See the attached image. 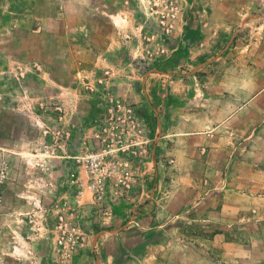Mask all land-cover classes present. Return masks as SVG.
<instances>
[{"label": "crops", "instance_id": "obj_1", "mask_svg": "<svg viewBox=\"0 0 264 264\" xmlns=\"http://www.w3.org/2000/svg\"><path fill=\"white\" fill-rule=\"evenodd\" d=\"M53 2L57 3L54 14L46 18H85L82 6L92 2L99 6L90 13L115 25L109 33L127 34L130 29L123 23L133 14L120 10L117 4L135 0ZM7 18L4 15L3 19ZM41 29L33 33L80 36L91 33L84 23L73 28L64 25L61 30ZM202 31L195 23L181 28L174 45L181 53L179 59L163 60L138 70L127 60L123 65L127 71L121 74L108 70L118 63L115 58L84 40L82 48L92 57L78 62L77 66L100 73L94 80L95 101L90 110L77 109L78 105L69 108L64 97L67 91L60 80L48 71L47 78L37 74L38 81L46 79L52 85L51 97L67 106L61 121L71 124L67 126L71 127L70 137L76 132L82 136L81 132L94 130L104 109V94L109 90L135 104L156 144L150 147L153 149L155 145L154 151H148L142 190L136 188L133 195L140 204L137 226H125V211L121 207L107 226L99 227L95 221L85 220L90 231L88 249L79 252L72 263L60 261L55 232L49 230L54 216L46 218L42 225L40 219L31 215L40 193L34 189L25 193L16 191L14 202L0 209V264H184V261L197 264L201 250L213 260L216 242L230 244L225 233L230 227L240 229L238 242L254 243L255 264H264V43L250 42L241 49L240 35L234 45L222 40L226 35L219 28L208 33L210 41H205ZM259 31L262 30L256 27L252 33L256 35ZM50 46L47 44L48 54H51ZM52 61L63 60L36 62L50 69ZM204 65L206 70L202 73L199 69ZM74 95L80 100L91 97L87 91ZM96 100L100 101L97 106L101 109L95 108ZM87 115L91 119H86ZM0 149L6 148L0 144ZM67 159L61 154L60 158H46L45 167L51 161L57 163L56 168H51L50 176L58 177L62 173L61 179L58 178L61 186L50 188L48 200L52 204L49 205L73 198L74 186L66 182L68 171L62 165ZM48 174L44 179L50 180ZM152 183L157 188L153 197ZM22 198L25 201H20ZM89 211V206L80 208L84 218L90 216ZM26 212L29 216L24 215ZM220 229L222 235L218 233ZM247 230L254 235H248ZM239 257L244 258V254L240 253Z\"/></svg>", "mask_w": 264, "mask_h": 264}, {"label": "rangeland", "instance_id": "obj_2", "mask_svg": "<svg viewBox=\"0 0 264 264\" xmlns=\"http://www.w3.org/2000/svg\"><path fill=\"white\" fill-rule=\"evenodd\" d=\"M56 6L57 3L53 0H0V108H3L0 111V144L6 148L0 149V209L4 204L14 202L16 191L25 193L29 192L26 191L28 189L38 190L41 198L35 202L37 216H34L35 212L31 215L34 219H40L42 225L46 223L43 212L47 209L51 213L52 205L49 204L52 203L48 200L50 188L60 187L59 180L62 177V173L58 177L50 176L51 168L57 163L51 161V164L45 167L46 158H60V154L68 156L65 157L68 161L62 165H65V172L70 173L76 165L69 158L92 149L95 139L94 130L83 131L82 136L76 132L70 137L71 127H68V139L71 141L67 139L62 142L57 148L59 152L43 150L42 144L47 139L43 127L57 118L63 126L71 124L61 121L67 106L51 97V92L54 93L52 85L46 79L44 82L38 81L37 74L47 78L49 72L52 77L60 80L67 91V96L64 97L67 98L69 108L78 105L77 109L90 110L95 101L92 97L96 93L94 80L100 73L94 69H82L77 66L78 62L92 57L82 48L84 40L92 47L104 49L110 58L118 61L115 67H108V70L116 71L117 74L127 71L123 66L127 60L138 70L148 69L158 62L163 63V60L179 59L181 53L174 49L175 40L180 37L181 28L190 23H195L203 29L201 36L205 41H210L208 33L213 28H219L226 35L222 38L224 42L230 41L235 45L240 35L241 49L250 42L264 43V0H135L129 4H117L120 10L133 14V17L125 19L123 23L130 29L127 34L109 33L115 25L107 23L106 18L98 14L90 13L93 7L99 6L96 3L83 4L81 12L84 10L83 13H86L87 17L82 19L46 18L54 14ZM61 6L63 7V4ZM110 6L114 7L115 4ZM101 8L107 9L106 6ZM6 14L8 18L5 20L3 17ZM79 23L86 24L91 33L87 36L76 33H33V30L39 28L46 32L48 29L61 30L64 25L77 27ZM256 27L262 31L255 35L252 31ZM47 44H51V54L47 52ZM225 54L226 52L221 55ZM55 58L63 61H52L50 69L40 67L36 62ZM199 70L205 73L206 65ZM103 74L109 75L105 72ZM79 91H87L91 97L88 100L77 99L74 94ZM99 102L95 103V108H99ZM53 116L56 119L52 120ZM85 118L91 119L90 115ZM48 166L50 167L47 168ZM77 170H80V177L85 179L83 169ZM47 173L50 180L44 179ZM52 183L56 184V187ZM70 185L73 186L71 183ZM20 201H25V198ZM26 214L28 213H24ZM26 221L28 223V217ZM218 233L222 235V229ZM225 233L230 244L224 246L223 242H216V255L213 260L201 250L196 263L255 264L254 243L250 240L245 243L238 242L241 236L238 227H230ZM247 233L254 235L250 230H247ZM240 253L244 254V258L239 257ZM228 255L230 259L227 258Z\"/></svg>", "mask_w": 264, "mask_h": 264}, {"label": "built area", "instance_id": "obj_3", "mask_svg": "<svg viewBox=\"0 0 264 264\" xmlns=\"http://www.w3.org/2000/svg\"><path fill=\"white\" fill-rule=\"evenodd\" d=\"M103 99L104 109L94 126L93 148L69 158L76 165L66 179L74 186L73 198L57 200L51 206V213L47 209L43 212L47 219L54 216L49 230L55 232L54 243L59 248L60 261L72 263L79 252L88 249L90 231L85 220L95 221L99 227L107 226L121 207L125 211V226L138 225L140 204L133 195L136 188L142 190L143 177L147 172L145 163L149 159L148 151H154L155 145L153 149L150 147L155 138H150L135 104L122 100L109 90ZM43 130L47 136L42 144L45 152H59L57 148L70 136V129L63 126L58 118ZM78 168L83 169L85 179L80 177ZM156 190L152 183V197ZM84 206L90 207L87 218L80 214V208Z\"/></svg>", "mask_w": 264, "mask_h": 264}]
</instances>
